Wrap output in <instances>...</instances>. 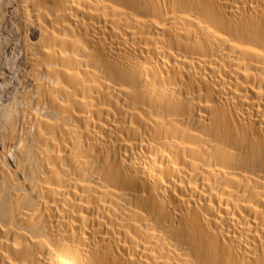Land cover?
Listing matches in <instances>:
<instances>
[{
    "label": "bare ground",
    "instance_id": "6f19581e",
    "mask_svg": "<svg viewBox=\"0 0 264 264\" xmlns=\"http://www.w3.org/2000/svg\"><path fill=\"white\" fill-rule=\"evenodd\" d=\"M0 264H264V0H0Z\"/></svg>",
    "mask_w": 264,
    "mask_h": 264
},
{
    "label": "rangeland",
    "instance_id": "374dc122",
    "mask_svg": "<svg viewBox=\"0 0 264 264\" xmlns=\"http://www.w3.org/2000/svg\"><path fill=\"white\" fill-rule=\"evenodd\" d=\"M10 57H11V54L9 53Z\"/></svg>",
    "mask_w": 264,
    "mask_h": 264
}]
</instances>
